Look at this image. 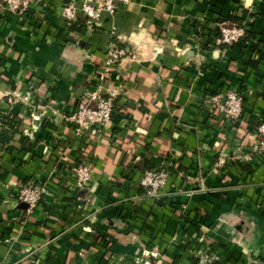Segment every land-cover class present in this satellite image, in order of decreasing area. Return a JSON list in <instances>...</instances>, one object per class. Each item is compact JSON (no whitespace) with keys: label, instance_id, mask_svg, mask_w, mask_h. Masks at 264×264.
Listing matches in <instances>:
<instances>
[{"label":"crops","instance_id":"obj_1","mask_svg":"<svg viewBox=\"0 0 264 264\" xmlns=\"http://www.w3.org/2000/svg\"><path fill=\"white\" fill-rule=\"evenodd\" d=\"M85 1L15 15L0 0V113L17 120L0 144V264H196L202 237L213 264H264V0H132L72 27L64 8ZM230 15L251 36L223 47ZM117 45L136 56L101 81ZM98 87L132 117L119 132L67 119ZM231 90L236 123L206 103ZM145 160L171 170L157 197L140 185ZM81 162L94 173L78 188ZM30 183L43 190L32 211L18 198Z\"/></svg>","mask_w":264,"mask_h":264},{"label":"built area","instance_id":"obj_2","mask_svg":"<svg viewBox=\"0 0 264 264\" xmlns=\"http://www.w3.org/2000/svg\"><path fill=\"white\" fill-rule=\"evenodd\" d=\"M132 0H86L81 6L71 3L65 6L64 16L73 21L78 12L84 13L88 20L97 21L101 19L103 10L110 13L116 12L121 4H128ZM34 0H1L2 7L15 15H25L30 10ZM220 38L222 43L233 45L239 42L246 34V29L237 24L229 25L228 22L220 24ZM135 53L126 46H115L107 56L104 66L100 71V80L107 78L108 72L115 68L117 63L126 57L134 58ZM90 100L95 102V106L79 107L75 112L67 117L78 132L91 130L97 126L107 125L112 118L114 102L106 97L101 87L90 93ZM206 103L211 108L217 109L225 119L238 121L243 116L244 97L237 91L217 92L207 98ZM0 122V134L2 132ZM260 140L256 145L257 150L264 151V123L258 128ZM1 144V143H0ZM223 160L221 161V163ZM77 176L78 188H83L90 184L94 170L85 163L81 162L73 167ZM170 171L164 167L145 170L140 178V185L145 188L146 194L151 197H157L161 190L166 186ZM43 190L40 185L30 183L24 185L18 192V198L28 205V210L32 211L40 202ZM203 246L196 251L198 261L196 264H213L214 254L209 246L205 244V238L202 237Z\"/></svg>","mask_w":264,"mask_h":264},{"label":"trees","instance_id":"obj_3","mask_svg":"<svg viewBox=\"0 0 264 264\" xmlns=\"http://www.w3.org/2000/svg\"><path fill=\"white\" fill-rule=\"evenodd\" d=\"M86 19H88V18H86ZM223 21L228 22L229 25L237 24L239 26H243L246 29L245 36L239 42L234 43L233 45H242L243 42L245 40H247V38H249L251 36V33H250L249 30H247L245 24L242 21H240L239 19H237L235 16L230 15L227 19H225ZM76 23H77V16L74 19V21L72 22V27H74V25ZM220 46L227 47L228 45L224 44V43H220ZM124 120H127L128 122H131L132 117L129 114H123L121 112V107H119L117 105V103L115 102L114 103V108H113V114H112V118H111V121L114 124L113 130L115 132H119L121 130L120 124ZM0 122H1L2 128H3L2 132L0 134V143H5L8 140L9 132L15 130V127L17 125V120L11 114H7V113L6 114H2V113H0ZM236 122L237 121H235V123ZM138 166L140 167V165H138ZM154 168H156V166L154 164L149 163V161H146V160L143 162V166L141 167V169L144 170V171L145 170H149V169H154ZM166 169H168L171 172V170L169 168H166ZM143 189L145 190V188H143ZM145 193H146V190H145Z\"/></svg>","mask_w":264,"mask_h":264},{"label":"clouds","instance_id":"obj_4","mask_svg":"<svg viewBox=\"0 0 264 264\" xmlns=\"http://www.w3.org/2000/svg\"><path fill=\"white\" fill-rule=\"evenodd\" d=\"M248 2L250 3V2H251V0H248Z\"/></svg>","mask_w":264,"mask_h":264}]
</instances>
